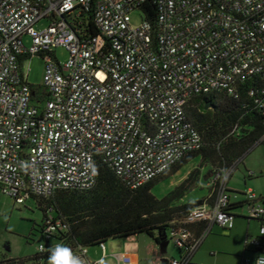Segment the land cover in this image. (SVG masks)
<instances>
[{
	"label": "built area",
	"instance_id": "1",
	"mask_svg": "<svg viewBox=\"0 0 264 264\" xmlns=\"http://www.w3.org/2000/svg\"><path fill=\"white\" fill-rule=\"evenodd\" d=\"M57 47L69 51L68 61L58 60ZM35 54L45 60L42 91L23 66ZM252 77L248 92L264 117V0H0V186L18 203L89 190L102 160L138 189L203 146L189 117L194 97H238ZM235 167L215 174L209 197L171 230L182 257L167 264H188L214 225L234 227L228 182ZM244 195L246 217L264 220V199L252 188ZM195 223L206 224L199 235L190 229ZM66 230L46 207L43 240ZM261 238L264 224L247 244L259 249ZM101 248L98 260L88 247L75 255L104 264L106 244ZM46 249L42 242L39 251ZM243 264H264V254Z\"/></svg>",
	"mask_w": 264,
	"mask_h": 264
},
{
	"label": "trees",
	"instance_id": "2",
	"mask_svg": "<svg viewBox=\"0 0 264 264\" xmlns=\"http://www.w3.org/2000/svg\"><path fill=\"white\" fill-rule=\"evenodd\" d=\"M145 14L152 20L155 10L149 8ZM90 29L93 34L99 32L92 21ZM254 81L255 77L244 80L240 84L238 97L227 93L194 97L188 108L189 117L202 133L203 146L187 153L177 164L144 186L132 189L109 165L99 160L98 181L93 188L83 191L59 190L49 198H37L43 211L41 234L46 207L53 206L57 218L68 225V230L59 231L53 240L63 242L74 254L81 246L97 244L101 247L110 238H129L140 234L149 235L158 245L166 242L171 230L181 227L190 211L205 202L206 198L184 201L187 192L198 182L200 168L192 170L175 190L163 198L153 193V186L198 155L203 158L201 165L210 164L208 173L215 175L223 168L235 165L258 143L264 142H260L264 135V117L255 103V96L248 92V88L255 85ZM207 102L212 107L206 108ZM246 203L245 199L231 206L236 210ZM203 224L200 232L206 228V224ZM53 240L43 241L49 244ZM47 244L45 251L22 259L2 258L0 264L25 263L27 260L33 261V264H47L48 250L51 248Z\"/></svg>",
	"mask_w": 264,
	"mask_h": 264
},
{
	"label": "rangeland",
	"instance_id": "3",
	"mask_svg": "<svg viewBox=\"0 0 264 264\" xmlns=\"http://www.w3.org/2000/svg\"><path fill=\"white\" fill-rule=\"evenodd\" d=\"M140 17V12H135L133 15V23L139 24L141 21ZM47 24L48 20L44 19L38 24V27L43 28ZM24 42L28 47L33 45V40L28 35L25 36ZM55 54L59 61L63 63L68 61L69 51L65 47H57ZM27 65L29 68L28 82L34 88L42 91L45 60L41 55L35 54L25 60L23 66L27 67ZM202 161V155L192 158L176 173L160 179L153 186V193L159 198L165 197L171 191L175 190L177 186L189 176L192 170L200 168L198 182L187 192L184 201L208 197L211 193L212 180L215 175H213V173H208L211 167L210 164L205 163L201 165ZM249 172L255 173L254 177L251 179L247 178ZM228 186L231 190L235 191L232 195L233 200L239 199L240 201H244L246 197L243 193H246L248 188H252L259 196L260 194L264 195V142L258 143L246 153L242 159L237 161L235 170L229 179ZM236 210L239 211L240 215L246 216L244 211L247 212V206L245 204L243 209L240 208ZM42 219L43 211L39 207L36 199H29L26 203H18L14 198L5 193L0 186V259H22L39 252V246L44 242L40 231ZM236 227L237 229L235 228L231 231L216 229L215 232L209 236V244L215 247L217 251L215 260L218 259V261L213 260L214 258L210 255V250L207 248L208 246H206L201 251L202 259L205 261V264H243V257L250 259L256 257L257 254L251 251V246L248 247L245 240L242 244L237 236L244 227L250 228L254 234L258 233L260 229L258 220L244 218L243 216L238 217L236 219ZM141 236V239L137 240H145V242L149 240L146 235ZM126 240V238H110L106 241L107 256L104 259V264H118L116 254L122 253L128 249V247L124 245ZM168 241L169 243L164 245L168 255L170 257H179V247L171 237L168 238ZM216 244L219 247H216ZM245 246L246 249H248L247 251H245ZM88 248L91 258L98 259L102 256L99 245H91ZM237 254L240 255L239 258ZM199 261L202 262L201 259H199ZM18 264H33V261L27 260L25 263L18 262Z\"/></svg>",
	"mask_w": 264,
	"mask_h": 264
},
{
	"label": "crops",
	"instance_id": "4",
	"mask_svg": "<svg viewBox=\"0 0 264 264\" xmlns=\"http://www.w3.org/2000/svg\"><path fill=\"white\" fill-rule=\"evenodd\" d=\"M254 175H255L254 172H253L252 176H250L248 174L247 178L251 179L252 177H254ZM246 181H247V179H246ZM230 190H231V188H230ZM232 195H233V192H232ZM260 196L264 199V195L263 194H260ZM232 202L233 203H237V202H240V200L239 199L238 200L237 199L233 200V197H232ZM243 207H244V205L241 207V209H243ZM236 209H240V208H236ZM235 211H236V219L238 217H242V216L244 218H247L245 215H240L238 210H235ZM244 214H246L245 211H244ZM236 219H235L234 227L232 229H228L227 230V229L220 228L217 225H214L212 227L211 231L209 232V234L205 237L203 242L200 244V246L194 252V254H193L192 258H191V261L188 264H205V261H203V259H202L201 251L206 246H208L207 248H209V250H210L209 251L210 255H212V257L214 258L213 260L214 261H218V259L215 260V258L217 256L216 255L217 251L215 250V247L213 245L210 246V244H209V236L212 233H214L216 229H220V230L223 229V230H226V231H231V230H233L235 228L237 229V227H236ZM257 220H258L259 225L261 227L264 224V220H260V219H257ZM203 225H204L203 223H195V224L190 225V227H191L190 229H191V231L194 234L198 235V234L202 233V232H200V229L203 227ZM141 235H146L147 239H149V240L146 241V242H145V240L144 241L143 240H137V239H141L140 238V237H142ZM249 236H255V237L259 236V232L254 234V233H252L250 228L248 229V228L244 227L239 232L237 237L240 239L242 244L244 243V240L246 241V244H247V240H248ZM169 237H171V236H169ZM126 239L127 240H126L124 245H126L128 247V249H126L124 252L119 253V254H125L127 256V258H129V261H125V262H121L120 263L118 261L117 257H116L118 264H125V263H130V264H148V263H151V264L152 263H154V264H164L165 262H169L170 260H172L174 258H181L182 257L181 256V250H180V256L179 257H174V256L170 257L168 255L166 249L164 247L156 244V242L147 234H140V235H136V236H133V237L126 238ZM261 241H262V247L261 248L256 249V248L251 247L252 248L251 251L255 252L257 254L256 257L259 254H264V238H261ZM55 244H56V241L54 242V240H53L51 243H49V247H52ZM216 247H219V246L217 245ZM248 247H249V245H248ZM247 250L248 249H246V246H245V251H247ZM100 252H101V255H102L100 258H102L104 253H103V250H102L101 247H100ZM229 252H232V251H229ZM237 252H240V251H237ZM88 256L91 258L89 248H88ZM106 256H107V246H106ZM237 257L239 258L240 255L237 254ZM100 258H98V259H100ZM91 259H93V258H91ZM98 259H93V260H98ZM199 259H201L202 262H200ZM244 259H245V257H243L242 263H243Z\"/></svg>",
	"mask_w": 264,
	"mask_h": 264
},
{
	"label": "clouds",
	"instance_id": "5",
	"mask_svg": "<svg viewBox=\"0 0 264 264\" xmlns=\"http://www.w3.org/2000/svg\"><path fill=\"white\" fill-rule=\"evenodd\" d=\"M48 251L47 264H84V261L76 256L72 249L63 242L56 243Z\"/></svg>",
	"mask_w": 264,
	"mask_h": 264
},
{
	"label": "water",
	"instance_id": "6",
	"mask_svg": "<svg viewBox=\"0 0 264 264\" xmlns=\"http://www.w3.org/2000/svg\"><path fill=\"white\" fill-rule=\"evenodd\" d=\"M205 107L206 108H210V107H212V105L209 102H207ZM168 243H169V241L167 240L166 242H164L163 244H161V246L164 247V245H167Z\"/></svg>",
	"mask_w": 264,
	"mask_h": 264
}]
</instances>
